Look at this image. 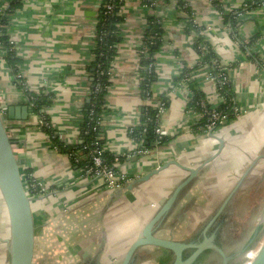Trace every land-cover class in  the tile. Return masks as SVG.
<instances>
[{
	"label": "crops",
	"instance_id": "0c3cea01",
	"mask_svg": "<svg viewBox=\"0 0 264 264\" xmlns=\"http://www.w3.org/2000/svg\"><path fill=\"white\" fill-rule=\"evenodd\" d=\"M160 1L156 7L141 0L122 1V38L109 69L101 126L107 150L119 154L134 148L128 131L138 122L143 103L139 49L148 17L156 14L163 20L164 34L155 56L158 79L152 85L151 100L156 103L165 93L167 107L160 124L172 139L140 157L131 154L123 164L137 174L136 178L163 164L168 166L131 187L127 186L129 181L121 188L109 189L100 178L78 176L69 156L40 128V114L31 111L22 119L17 118L15 111L13 118L7 117V131L22 173L29 171L50 190L47 194L31 195L35 250L40 264H118L164 198L187 175L173 161L202 167L169 219L175 218L178 208L185 212L182 204L185 207L192 202L189 198L201 194L200 189H211L214 196L224 198L244 174L240 175L241 168L263 156L264 1L240 10L235 31L224 22L215 5L232 10L255 0H190L195 22L204 28V38L221 63L228 66L227 76L239 110L224 125L204 131L194 127L201 115L188 107L189 83L174 84L184 66L194 67L200 62L194 47L196 35L186 32L177 0ZM101 2L22 0L4 25L16 65L11 66L7 50L0 43L1 97L7 106H30L22 83L33 92L49 95L51 102L43 113L67 143L77 140L81 111L88 101L89 67ZM8 6L9 0H0V17ZM209 72V65L204 64L192 73L191 79L213 106L221 100ZM200 180L211 184L199 183ZM233 180L236 181L231 185ZM202 204H198L200 212L201 207H208ZM171 229L170 225L163 226L160 233L172 236L168 234ZM8 237V216L0 195V264H8ZM170 259L167 250L150 246L140 250L136 264H166Z\"/></svg>",
	"mask_w": 264,
	"mask_h": 264
},
{
	"label": "trees",
	"instance_id": "16d2710c",
	"mask_svg": "<svg viewBox=\"0 0 264 264\" xmlns=\"http://www.w3.org/2000/svg\"><path fill=\"white\" fill-rule=\"evenodd\" d=\"M123 0H102L98 15L96 19V31L92 46L93 61L90 64L89 72L91 75V87L88 93V101L82 108V119L79 125V135L74 142H65L61 134L52 126L50 119L43 113L45 106L50 104L51 98L49 95L36 93L30 90L23 83L21 87L28 96L31 106V111L40 114L42 122L40 128L54 142L64 153L69 156L72 166L76 170H84L91 167L93 155H97L100 151L102 162L114 172L118 168L113 166L115 158L117 157L120 164L128 161L133 152L132 150L124 149L120 154L109 150H102L105 144L103 135V128L99 123L105 113V95L110 84L109 69L111 67L113 58L116 55L117 47L121 41L120 23L123 17L120 15V7ZM143 4L156 7L161 2L160 0H141ZM166 1V0H165ZM264 0H255V3H247L240 8L227 10L221 5L216 4V8L221 12L224 22L230 25L232 30L237 31L239 26V14L242 8L251 7L254 4H261ZM217 3V0L215 1ZM22 0H9V6L0 17V43L7 50V58L11 66L15 68L16 58L14 56L12 43L9 42L8 36L5 34L4 25L7 24L9 16L13 11L20 8ZM176 6L184 15L182 17L185 23L186 32H193L196 35L194 47L200 54V62L194 67L184 66L181 73L174 78V84L181 85L182 83H189L191 96L188 101V107L197 110L200 114L205 110L209 113L211 110H216L222 115H225L226 122L230 121L233 116L238 113L237 104L235 101V93L233 85L227 76V67H225L213 47L203 36V26L196 24L194 20V13L192 11L190 0H177ZM163 20L156 14L148 17V24L144 33L142 45L139 49L140 57V77L139 89L143 99V103L139 108L138 122L130 127L128 136L131 141L135 142L137 149L134 155L140 157L144 152H149L155 148L166 145L171 139V136L163 135L161 138L157 137L156 129L160 125L161 113L157 106L148 101L152 99V85L158 79L156 71V54L160 51L163 43ZM207 64L209 65L213 81L222 100L218 105L207 104L202 107L201 102L206 101L205 95L197 88V83L191 79L192 73ZM225 78V79H224ZM167 97L161 95L159 102H163L164 109L167 107ZM152 101V100H151ZM225 122V123H226ZM209 123V115L201 114L200 119L196 122L194 127L199 130H209L207 128ZM222 126L217 124L214 128ZM24 183L28 185L30 195H40V186H31L35 182H39L32 174L28 172L22 173Z\"/></svg>",
	"mask_w": 264,
	"mask_h": 264
},
{
	"label": "water",
	"instance_id": "95a60500",
	"mask_svg": "<svg viewBox=\"0 0 264 264\" xmlns=\"http://www.w3.org/2000/svg\"><path fill=\"white\" fill-rule=\"evenodd\" d=\"M15 111L17 118L26 119L31 113V106L22 105L19 108L12 105L7 106V117L13 118ZM18 112L19 114H17ZM171 163L186 170L187 175L164 198L143 226L140 236L128 246L118 264H136L140 250L150 246L170 252L171 259L166 264H210L214 261L213 258L216 260L215 264H239L240 257L250 251L249 249L262 233L263 225V220L260 219L243 244L227 250L225 243L229 242L227 228L233 200L241 188L245 173L200 228L187 238H174L162 235L160 230L170 217L182 194L198 176L202 166L192 168L183 166L176 161ZM168 165L163 164L147 174L131 180L127 186L131 187L134 183L148 180ZM22 175L19 161L12 148V140L0 115V195L7 211L9 223V237L6 240L8 264H36L37 261L32 197ZM248 264H264V237Z\"/></svg>",
	"mask_w": 264,
	"mask_h": 264
},
{
	"label": "rangeland",
	"instance_id": "374dc122",
	"mask_svg": "<svg viewBox=\"0 0 264 264\" xmlns=\"http://www.w3.org/2000/svg\"><path fill=\"white\" fill-rule=\"evenodd\" d=\"M262 155L263 156H258L256 159L251 160L249 164L244 165L240 170V175L245 173L244 179L245 177L246 179L242 183L240 190L233 200L230 221L228 222L227 228V237L229 242L225 243L227 250H231L234 246L239 247L243 244L244 240L252 232L253 228L260 219L263 220L262 233L249 249V252H255L264 237V153ZM235 181L236 180L231 181V185H233ZM204 182V180L199 181V183L202 184H204ZM205 183L208 185L211 184L209 182ZM200 190L201 194L196 193V195L189 198L192 202L187 204L185 207H183L184 204H182V206L180 205L182 209L185 208V212H183L181 208H178V213L176 212L177 214L175 215V218H168L166 220L164 227L167 225L172 226V229L168 232L169 235H175L174 237L176 238L189 237L193 232L200 228L202 223L207 219L212 211L215 210L223 198L220 196H214L213 190L211 189ZM180 202L183 201L181 200ZM199 203H203L202 206L208 207H201L200 212V210L198 211ZM132 231L136 230H130V232ZM240 258L241 262L239 264H247L252 256L247 258L245 255ZM39 259L40 257L37 259L36 264L41 263ZM214 263L215 262H211L210 264Z\"/></svg>",
	"mask_w": 264,
	"mask_h": 264
},
{
	"label": "built area",
	"instance_id": "2783aa9c",
	"mask_svg": "<svg viewBox=\"0 0 264 264\" xmlns=\"http://www.w3.org/2000/svg\"><path fill=\"white\" fill-rule=\"evenodd\" d=\"M12 43V41H11ZM225 79V78H224ZM220 100L222 98L220 97ZM149 103H153L151 100L148 101ZM208 104L207 100L204 102H201L202 107H205ZM154 106H157L159 109V113L162 114L164 113L165 109L163 106V102H156L153 103ZM206 113L209 115V123H207V128L209 130L214 129V126H216L218 123L221 125H224L226 122L225 115H222L220 112L216 110H211L209 113L207 111H203L201 114ZM200 114V115H201ZM0 115L2 116L4 122L7 120V103L4 101V99L0 95ZM100 124L102 123V119L99 122ZM6 125V123H5ZM157 137L161 138L163 135H166L164 129L162 128L161 124L157 127L156 129ZM103 135H101V138ZM74 142V141H72ZM133 142V141H132ZM133 149H132V154L135 153V150L137 149V145L135 142H133ZM102 150H107L106 145L104 144ZM100 151H97V155H93L92 157V165L89 168H86L84 170H78V176L80 178L82 177H90V178H100L104 185L109 188V189H118L126 185L129 181L133 180L136 178L137 174L132 173L130 170H128L124 164H120L117 157L115 158V162L113 163V166L118 168L116 172H114L111 168L107 167L106 165L103 164L102 159L100 157ZM147 152H144L146 154ZM120 154V153H119ZM117 155V153H115ZM130 156V155H129ZM26 185V184H25ZM40 186L41 190V195L47 194L50 190L49 187L44 184L43 182H35L31 186ZM27 190L28 185H26Z\"/></svg>",
	"mask_w": 264,
	"mask_h": 264
},
{
	"label": "bare ground",
	"instance_id": "6f19581e",
	"mask_svg": "<svg viewBox=\"0 0 264 264\" xmlns=\"http://www.w3.org/2000/svg\"><path fill=\"white\" fill-rule=\"evenodd\" d=\"M254 254H255V252H249V253H247V254H246V257H247V258H249L250 256H252V257H253V256H254ZM247 264H248V263H247Z\"/></svg>",
	"mask_w": 264,
	"mask_h": 264
},
{
	"label": "flooded vegetation",
	"instance_id": "af4514ba",
	"mask_svg": "<svg viewBox=\"0 0 264 264\" xmlns=\"http://www.w3.org/2000/svg\"><path fill=\"white\" fill-rule=\"evenodd\" d=\"M213 259H214V261H216L215 258H213ZM214 261H213V262H214ZM216 263H217V262H216ZM214 264H215V263H214Z\"/></svg>",
	"mask_w": 264,
	"mask_h": 264
}]
</instances>
